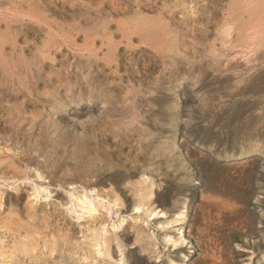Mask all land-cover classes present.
I'll return each mask as SVG.
<instances>
[{
  "label": "rangeland",
  "instance_id": "1",
  "mask_svg": "<svg viewBox=\"0 0 264 264\" xmlns=\"http://www.w3.org/2000/svg\"><path fill=\"white\" fill-rule=\"evenodd\" d=\"M0 264H264V0H0Z\"/></svg>",
  "mask_w": 264,
  "mask_h": 264
},
{
  "label": "bare ground",
  "instance_id": "2",
  "mask_svg": "<svg viewBox=\"0 0 264 264\" xmlns=\"http://www.w3.org/2000/svg\"><path fill=\"white\" fill-rule=\"evenodd\" d=\"M90 67H91V66H90ZM9 157H10V156H9ZM84 202H85V201H84ZM89 208L92 209V206H91V207L89 206Z\"/></svg>",
  "mask_w": 264,
  "mask_h": 264
}]
</instances>
